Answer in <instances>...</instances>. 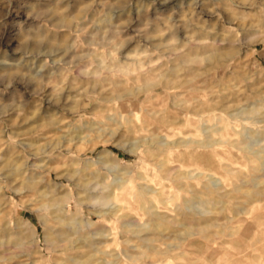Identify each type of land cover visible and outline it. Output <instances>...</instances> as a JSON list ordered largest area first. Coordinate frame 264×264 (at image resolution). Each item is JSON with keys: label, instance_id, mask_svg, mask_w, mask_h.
Instances as JSON below:
<instances>
[{"label": "rangeland", "instance_id": "obj_1", "mask_svg": "<svg viewBox=\"0 0 264 264\" xmlns=\"http://www.w3.org/2000/svg\"><path fill=\"white\" fill-rule=\"evenodd\" d=\"M171 39L67 56L46 41L35 63L46 79L70 73L61 103L45 100L33 119L16 122L8 105L24 85L0 95V264H264V40L240 47L184 30ZM192 113L184 141L210 150L225 123L240 165L205 153L197 155L205 171L159 169L151 152L179 138L168 140L162 124L180 127L175 117ZM25 154L28 167L17 168ZM146 164L171 187L158 204L140 197L154 190L142 178ZM25 182L34 189L27 195L16 191Z\"/></svg>", "mask_w": 264, "mask_h": 264}, {"label": "clouds", "instance_id": "obj_2", "mask_svg": "<svg viewBox=\"0 0 264 264\" xmlns=\"http://www.w3.org/2000/svg\"><path fill=\"white\" fill-rule=\"evenodd\" d=\"M158 3L171 6L170 10L162 13ZM182 30L192 36L203 33L231 37L235 45L246 47L251 40H264V0H0V66L16 69L13 73H0V95L16 83L24 85V91L15 89L8 105L16 113V122L33 119L45 100L49 106L61 103L70 73L61 74L59 81L55 74L46 79L43 69L35 63L39 47L46 41L56 52L63 50L64 56L84 47H101L114 54L126 45L138 49L144 41L169 33L170 43H174ZM61 32L68 33L62 40ZM253 32L256 36H251ZM88 37L85 44L82 38ZM57 63L58 60L49 65L45 61L43 68H54ZM49 87L53 91L45 95ZM28 159L25 154L16 167H28ZM31 168L44 170L43 165ZM30 190L34 189L27 182L16 189L23 195ZM18 255L14 250L13 258Z\"/></svg>", "mask_w": 264, "mask_h": 264}, {"label": "bare ground", "instance_id": "obj_3", "mask_svg": "<svg viewBox=\"0 0 264 264\" xmlns=\"http://www.w3.org/2000/svg\"><path fill=\"white\" fill-rule=\"evenodd\" d=\"M166 94H168V93H166ZM155 95H157V94H155ZM213 109H215V108H213ZM216 109L214 111H216ZM198 110H200L199 113L200 112H203L202 109H198ZM177 112L178 111H176V114H177ZM192 112H193V110H192ZM188 113H189V111H188ZM196 113H192L191 114L192 116H189V115L184 116L183 114L177 115L175 117V119H178L179 123H181V126L180 127H175V125H174L175 122H173V121H170L169 122L167 119L166 120L169 123L166 124V125H163L162 124V126L164 128L163 131H166L165 137L168 138V140H169V138L170 139L171 138L174 139V137L175 136L177 137V135L179 136V138L177 140H171L170 141V144L167 145V147L161 148V149L156 148V151L151 152V156L154 159L158 160L157 161L158 162L157 165L159 164L158 167H159V169L162 170V172H166L168 174V173H170L173 170V168H171V167H175V166H177L179 168L177 170H184L186 172L193 171V170H197V171H200L201 172L202 170L205 169V163L206 162H204V159H201V158H204L205 157V155H206L205 153H208V155H211V156H214V157L218 158V160L220 162H223L224 164H227L231 168H234L236 166V164H239L235 160V158H234L235 156L233 154V150L235 149V147L233 149L232 148V145H230V143H231V141H230L231 137L229 139L228 136H230V135L228 133V127L225 125V123H224V126H223V132L222 133H218V134H220V142L219 143L216 142L217 144H214L212 146H207L206 147V149L207 148H209V149L211 148L210 150H207V151L206 150H201L200 151V146L201 145H198V147L196 146V148H195V147H192L188 141H184L185 139H187L186 137H188V136L191 137L192 134H193V126H192L191 123H192V119L194 118V116L197 115ZM214 113H216V112H214ZM158 121H157V123H158ZM165 129H169V130L171 129V131H168V130H165ZM199 154L204 155V156H202L201 158L200 157L198 158L197 155H199ZM145 163H147V162H145ZM169 165H172V166L170 167ZM158 167L157 168L151 167L149 164H146L143 167L144 170H143V173H142L143 174L142 175V178L145 180V182H148L146 184H150V185H152V187L154 186V188H153L154 190H152V191L149 190L147 192L146 190H144V191H142L143 189L141 190L140 197H142V198L144 197L145 198V200L142 199L143 200V203H146L149 200L152 203L158 204L157 202L160 200L159 199L160 197H166V198L169 197V194L171 192V187H169V185H167L165 183V181H164L165 178L161 176V172H159L160 170H158ZM204 173H206V172H204ZM205 175H207V174H205ZM211 175H212V173H211ZM214 176L216 177L215 174H214ZM219 177H220V175H219ZM147 190H148V188H147ZM228 247L229 246H227V248Z\"/></svg>", "mask_w": 264, "mask_h": 264}]
</instances>
